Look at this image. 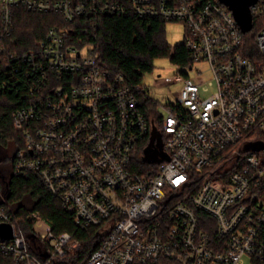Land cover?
Instances as JSON below:
<instances>
[{
    "label": "built area",
    "instance_id": "obj_1",
    "mask_svg": "<svg viewBox=\"0 0 264 264\" xmlns=\"http://www.w3.org/2000/svg\"><path fill=\"white\" fill-rule=\"evenodd\" d=\"M20 8L53 14L37 46L15 34ZM252 12L264 21V0ZM127 13L184 22L187 66L209 62L216 91L202 96V78L187 72L166 77L181 90L161 124L151 119L143 80L128 82L94 52L96 18ZM244 34L221 0H0V62L25 84L13 115L25 140L14 171L38 173L76 226L102 228L86 264H264V149L246 148L264 141V23L253 57ZM154 126L163 143L154 148L168 157L143 162ZM31 216L51 247L47 261L29 252L5 206L0 223L14 236L0 239V252L49 264L80 249L71 232Z\"/></svg>",
    "mask_w": 264,
    "mask_h": 264
},
{
    "label": "trees",
    "instance_id": "obj_2",
    "mask_svg": "<svg viewBox=\"0 0 264 264\" xmlns=\"http://www.w3.org/2000/svg\"><path fill=\"white\" fill-rule=\"evenodd\" d=\"M53 14L32 12L20 8L16 15L15 34L24 48L37 46L49 26L53 24ZM97 21V37L94 52L99 60L114 72L124 74L130 83L143 80L147 71L154 67V59L170 56L174 62L190 65L189 51L185 41L172 46L166 37L165 23L161 18L139 17L133 13L100 15ZM264 21H259L254 13L253 28L244 34V52L249 56L257 53L256 35ZM11 71L12 68L10 69ZM10 70L0 62V82L5 80L8 87L0 88V157L4 163L13 164V173L7 177L0 170V207L13 211L24 235L29 252L41 261H47L51 247L44 243L35 230L33 212H39L53 227L56 234L64 231L78 238L81 247L76 252H67L64 258H53L49 264H86L91 253L98 247L104 233L100 226L81 228L75 225L73 215L61 200L47 188L40 175L34 171L17 174L13 157L24 144V136L14 126L15 109L22 102L24 80H18L20 72ZM143 100L146 114L155 122L151 113L153 103ZM145 160V155L142 158ZM140 166L145 168L143 162ZM0 264H25L16 260L13 254L0 252Z\"/></svg>",
    "mask_w": 264,
    "mask_h": 264
},
{
    "label": "rangeland",
    "instance_id": "obj_3",
    "mask_svg": "<svg viewBox=\"0 0 264 264\" xmlns=\"http://www.w3.org/2000/svg\"><path fill=\"white\" fill-rule=\"evenodd\" d=\"M165 31L168 42L175 46L186 38L185 23L179 20H169L165 23ZM154 67L147 71L143 82L147 87V93L153 105L150 112L154 113L157 121L161 124V116L166 114L168 102H175L182 87V81L166 80V77H173L178 72H187L194 80L202 78L201 94L206 97L217 89L216 79L209 62L199 61L194 63L193 68L187 65L174 62L170 56H161L154 59ZM199 70L201 72L199 73ZM186 74V73H185ZM154 102H156L154 104ZM0 170L9 177L13 173V164L4 163L0 157ZM246 264H251L247 262Z\"/></svg>",
    "mask_w": 264,
    "mask_h": 264
},
{
    "label": "water",
    "instance_id": "obj_4",
    "mask_svg": "<svg viewBox=\"0 0 264 264\" xmlns=\"http://www.w3.org/2000/svg\"><path fill=\"white\" fill-rule=\"evenodd\" d=\"M224 4H226L233 15L235 16L236 20L240 24L242 31L244 33L250 31L253 28V12H252V5L257 2V0H221ZM159 138V145L162 147L163 143L160 139V134L156 127L154 126L152 135H151V142L149 146L145 150V160L149 162H154L160 160L158 155L160 154L162 158L168 157V155L162 150L158 151L154 148L155 139ZM246 148H253L255 150L264 149V141L257 140V141H250L246 144ZM14 236V227L11 223H0V239L6 240L12 238Z\"/></svg>",
    "mask_w": 264,
    "mask_h": 264
}]
</instances>
